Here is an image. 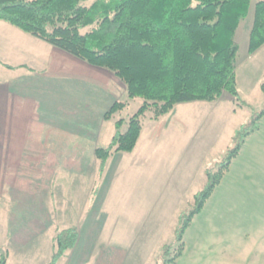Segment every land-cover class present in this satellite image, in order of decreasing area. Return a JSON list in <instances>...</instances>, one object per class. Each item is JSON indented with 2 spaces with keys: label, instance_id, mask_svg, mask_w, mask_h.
<instances>
[{
  "label": "rangeland",
  "instance_id": "374dc122",
  "mask_svg": "<svg viewBox=\"0 0 264 264\" xmlns=\"http://www.w3.org/2000/svg\"><path fill=\"white\" fill-rule=\"evenodd\" d=\"M93 2L86 0L84 4L89 6ZM253 20L254 13L250 12L236 36L240 100L226 93L217 101L179 103L161 119L147 120L135 150L114 154L103 175L99 173L100 160L92 147L108 144L115 132V121L122 117L129 119L144 99H128L126 85L113 77L110 70L77 64L71 59H61L70 62L65 70L71 88L62 87L57 80L53 81L55 85L50 84L44 72L34 74L28 68L13 70L0 64V79L5 83L37 95L47 102L46 108L54 104V120L64 122L71 132V142L75 134H80L78 117L83 122L84 116L91 118L88 119L93 128L90 133L99 138L92 143L88 141L82 148L71 144L72 151L65 155L67 171L57 173L52 185L39 182L32 187L31 195L38 198L23 203L31 214L20 212L19 224L14 225L6 245L9 256L12 254L8 264L47 263L56 228L69 227L78 229L79 240L59 264H159L164 246L173 243L176 237L180 214L187 213L195 194L206 188L207 169L218 171L237 142L242 143L240 154L233 159L202 211L193 218L183 242L189 244L207 233L210 219L219 209L224 210V215L217 224L226 229L238 224L243 211L253 208L264 216V116L256 131L244 138L236 137L264 109L261 88L264 47L249 52ZM14 28L17 43L38 41L51 47L48 42ZM36 53L34 57L31 53L21 54L2 47L0 60L15 66L24 62L38 70L40 58L44 57L39 50ZM30 80L40 88L30 86ZM117 100L129 104L112 119H106L105 113ZM59 104L65 107L68 117L56 116L62 113ZM55 121L52 120L53 125ZM60 123L54 126H62ZM55 139L61 142L67 136L59 132ZM60 154L55 152L56 166L62 161ZM260 224H264V219ZM178 248L172 253L176 254ZM36 250L39 255L27 258L26 262L17 258L33 255Z\"/></svg>",
  "mask_w": 264,
  "mask_h": 264
},
{
  "label": "trees",
  "instance_id": "16d2710c",
  "mask_svg": "<svg viewBox=\"0 0 264 264\" xmlns=\"http://www.w3.org/2000/svg\"><path fill=\"white\" fill-rule=\"evenodd\" d=\"M0 0V20L62 49L93 66L110 70L127 89L128 99L143 104L129 119L115 121L111 141L95 146L103 175L114 154L131 153L147 120H159L179 103L217 101L228 93L240 100L237 83V31L254 0ZM264 46V0H257L249 36V52ZM14 68L11 65H5ZM264 91V83L262 84ZM129 101H115L105 113L112 119ZM264 109L237 132V138L259 128ZM250 127V128H249ZM242 149H231L208 184L194 196L192 208L179 216L173 243L164 246L159 264H170L183 254L184 236L193 218ZM79 240L75 227L57 228L45 264H59ZM179 246L178 252L173 249ZM9 251L0 247V264Z\"/></svg>",
  "mask_w": 264,
  "mask_h": 264
},
{
  "label": "crops",
  "instance_id": "0c3cea01",
  "mask_svg": "<svg viewBox=\"0 0 264 264\" xmlns=\"http://www.w3.org/2000/svg\"><path fill=\"white\" fill-rule=\"evenodd\" d=\"M256 1L254 0L250 12L254 13ZM15 32L14 26L0 20V48H11L21 54L23 52L26 54L31 53L34 54V57L39 50V54L44 59L39 57L42 60L38 70H34V68L29 67L24 62L15 66L1 59L0 64L14 67L9 69L20 70L28 68L34 74L44 72L50 84H54L53 81L57 80L62 87L71 88L72 83L66 75L68 73L67 70H65L69 68L70 62L64 60L70 61L71 59L74 63L78 64L80 62L82 65L92 66L51 44L50 47L42 45L38 41L26 45H23L21 41L17 43ZM5 33H8L9 36L7 37ZM113 77H115L114 74ZM30 83L29 85L32 87H38L33 80ZM60 105L58 108L62 113L59 112L56 116L68 117L65 107L63 109V105ZM46 106L47 102L42 101L37 95L29 94L26 90L25 92L21 89L18 90L15 85L5 83L4 80L0 79L1 248H6L8 239L13 235L14 225L19 224L18 218L21 213L29 212L23 207V203L38 198L37 195H31L32 187L39 182H46L52 185L57 173L64 174L67 171L66 168H69V166L66 165L65 155L72 151L71 144L82 148L86 146L88 141L92 143V141L99 139L98 137L95 138V135L92 134L93 132L90 133L93 128L89 124L88 119L91 118L84 116L83 122L81 117H78L77 129L80 134H75V139L71 142V132L63 124L64 122L60 123L54 120L52 110L54 104L52 107L48 105V108H46ZM42 118L48 121L44 122ZM52 120L55 121L54 125L55 123H60L63 127L54 126ZM86 120H88V123ZM88 125H90L89 128L87 127ZM59 132H61L63 137L67 136V139H61V142H58L55 139V134ZM92 148L94 150L95 147L93 146ZM56 151H59L60 155H62V161L57 166L55 165ZM259 212L260 210H253V208L243 211L238 216V224L229 225L226 229L217 224L218 220L224 215V210L214 211L213 218L210 219L209 231L201 234L199 239L192 240L189 244H184L183 254L170 264H264V224L262 226L261 224L259 225L264 216L259 214ZM54 235L55 232L52 239H54ZM37 250L33 255H22L17 258L20 262H26L27 258L39 255L40 252ZM10 256H8L6 264H8Z\"/></svg>",
  "mask_w": 264,
  "mask_h": 264
}]
</instances>
